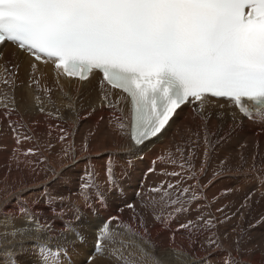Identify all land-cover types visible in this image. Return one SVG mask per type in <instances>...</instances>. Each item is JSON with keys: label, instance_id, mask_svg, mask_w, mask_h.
Segmentation results:
<instances>
[{"label": "bare ground", "instance_id": "obj_1", "mask_svg": "<svg viewBox=\"0 0 264 264\" xmlns=\"http://www.w3.org/2000/svg\"><path fill=\"white\" fill-rule=\"evenodd\" d=\"M8 67L11 71L7 70L3 78L14 80V85L0 82V264H12L13 261L15 264H34L41 261L44 254L36 247L41 244L52 250L66 248L75 254L67 259L61 253L59 259L63 264H87L86 260L96 244L92 226L97 231L103 223L101 220L115 215L119 221H111L114 229L118 223L135 228L133 210L117 205V189L107 183L104 165L110 156L116 187L122 183L125 186L118 196L123 203L133 202L136 214L144 218L148 239L157 246V253L164 257V264H204L205 257H210L209 264L213 260L219 264L217 257L221 254L207 247L202 249L200 243L190 246L187 232L177 231L174 241L171 239L177 226L195 218L198 212L206 218L209 214L215 218L217 223L212 232L220 235L225 250H230L242 231V218L249 208L253 206L254 212L255 209L260 210L255 198L260 196L264 201V172L257 169H264V123L259 118L250 120L229 102L213 99L204 109L198 110L203 113L201 118V114L193 111L197 105L186 104L177 110L160 135L141 148H132L128 136L118 131L120 123L125 125V133L129 130L130 102L124 98V93L106 85L104 92L107 99L103 100L104 93L97 73L82 83L64 77L58 80L54 66L39 64V70L33 75L30 57L14 48L2 47L0 72ZM5 111H11L10 119L4 115ZM190 121L196 122L199 127L187 132L186 124ZM10 123L16 126L19 145ZM61 128L69 133L63 141L60 140ZM185 135L194 141V155L189 159L182 158V152L177 147L183 136L186 138ZM85 137H88L89 143L87 153L82 151ZM244 144L249 151L245 150ZM29 148L35 154L25 155ZM73 151L76 163L64 158L65 152L71 155ZM240 151L242 155L239 156ZM221 161H224L223 165ZM229 163L235 168H227ZM241 163L246 164L244 168H241ZM86 169L96 173L93 178L95 186L87 193L91 206H86L79 188ZM171 172L180 175H169ZM192 175L195 179L188 178ZM177 181H183L182 187L193 186L198 198L188 206L187 211L171 219L168 225L157 223L152 219V212L166 215L172 211V206L158 203L154 208H144L141 205L151 204V197L154 198L155 194V199L160 198L161 194L151 192V188L162 183L166 188L168 183L175 184ZM107 190L111 191L115 213H105L107 205L104 199L102 203L97 199L98 193ZM134 192L136 199H131ZM61 196L63 200L59 198ZM261 204L264 208V202ZM218 208H222L223 212L217 211ZM21 209L25 210L23 214ZM47 219L55 222L52 223V231L31 230L24 235L19 232L15 237L11 235L15 229L29 226L34 229ZM64 224H69L85 240L78 242L73 233L62 232ZM234 228L236 231H232ZM118 230L124 231L123 228ZM225 234L226 239L223 238ZM261 238H253L260 247L250 256L236 257L241 264L246 261L264 264ZM203 239L201 236V243ZM62 244L67 245L64 247ZM178 252L181 253L180 258L176 255ZM183 253L189 255L185 257ZM48 259L56 264L51 255ZM95 264L113 262L97 256Z\"/></svg>", "mask_w": 264, "mask_h": 264}, {"label": "snow or ice", "instance_id": "obj_2", "mask_svg": "<svg viewBox=\"0 0 264 264\" xmlns=\"http://www.w3.org/2000/svg\"><path fill=\"white\" fill-rule=\"evenodd\" d=\"M6 43L30 57L33 75L40 63L54 66L58 80L67 77L84 81L98 72L102 75L103 100L107 99L105 84L124 93L131 105L130 126L125 133V125L120 123L118 131L128 136L132 148H141L157 137L181 105H197L193 111L198 112L210 98H224L242 116L250 120L259 118L264 123V0H0V45ZM6 72V69L0 72V82L13 86L14 80L3 78ZM198 114L203 118L202 113ZM4 115L10 119L11 111H5ZM9 127L19 145L15 124L10 123ZM59 130L63 141L69 133L63 128ZM82 151H89L88 137ZM28 154L35 152L29 148L25 155ZM64 158L77 162L74 151L71 155L65 152ZM104 171L107 183L116 187L111 156ZM95 175L92 169H86L79 185L86 206H91L87 193L95 186ZM182 184L183 181H177L168 183L166 188L163 183L151 188V192L161 194L160 200L153 198L151 204L141 206L154 208L158 203L172 206L166 215L152 212L153 220L168 225L198 198L193 186ZM189 193L192 195H186ZM97 199L102 203L103 195ZM126 207L133 210L132 219L137 226L118 223L114 229L111 221H119V217H109L97 230L95 250L88 256L87 264H95L97 256L113 264H164L157 246L148 239L144 218L135 213L133 204ZM24 211L21 209V214ZM216 223L210 214L206 218L198 212L195 218L180 223L171 239L174 241L177 231L187 232L190 246L200 243L202 249L207 247L220 253L219 264H241L237 256H250L260 247L250 231L242 230L233 247L225 250L221 236L212 232ZM258 225H264V216L249 228ZM61 228L82 242L69 224ZM120 228L124 231H119ZM31 230L53 228L44 222L34 229L32 226L15 229L11 235L15 237L17 232L24 235ZM63 238L67 240L66 236ZM223 238H227L226 234ZM36 247L44 255L34 264H52L49 255L56 264H63L59 257L61 253L67 255L66 248L52 250L43 244ZM176 255L180 258L181 253ZM209 260L210 257H205L204 264H209Z\"/></svg>", "mask_w": 264, "mask_h": 264}, {"label": "rangeland", "instance_id": "obj_3", "mask_svg": "<svg viewBox=\"0 0 264 264\" xmlns=\"http://www.w3.org/2000/svg\"><path fill=\"white\" fill-rule=\"evenodd\" d=\"M7 68V67H6ZM6 70H8L9 72L11 71V69H9V67H8V69H6ZM200 111V110H199ZM203 114V113H202ZM204 121H208L209 122V120L208 119H203ZM193 123V124H192ZM188 124V125H187ZM186 124V129L188 128L189 130L187 131V132H190V130H193L194 128H198L199 127V125H196V122H194V121H190V122H188ZM185 137L186 138H184V136H183V138L181 139V141H179L177 144V147H178V149L179 150H181L180 152H182L181 153V155H182V158H187V159H189V158H191V157H193V145H194V141L192 142V139L193 138H190V137H187L186 135H185ZM182 143V144H181ZM187 146V147H186ZM243 147L245 148V150H247V151H249V148H248V146L246 145V144H244L243 145ZM183 148H184V150H183ZM189 151V152H188ZM192 151V152H191ZM184 154V155H183ZM193 154V155H192ZM239 156L240 155H242V152L240 151L239 153ZM186 155V156H185ZM191 156V157H190ZM245 163H241L240 164V166H241V168H244L245 167ZM226 166H228L227 168H229V169H233V168H235V167H232V166H230V163L229 164H226ZM258 169V171H263L264 172V169H259V168H257ZM142 179V178H141ZM116 188V187H115ZM133 191L131 190L130 191V193H132ZM129 195V194H128ZM130 196V195H129ZM136 197V194H135V192H134V195L131 197V199H133V198H135ZM157 197H159V195H157ZM154 198H156V194H155V197ZM136 199V198H135ZM151 199H153V197H151ZM255 199H257V202H258V204H259V206L261 207L260 208V210H259V208L258 209H255V212H254V209L252 208L253 206H251L250 208H249V210H248V212H247V214H245V217L244 218H242V226H241V229L243 230V228L245 229V230H243L244 232H248V231H250L252 234H253V238L254 239H256L257 237H262L261 239L263 240H261V246H262V248L264 247V225L262 226V227H260L259 225L258 226H256L255 228H249V225L250 224H255V221L256 220H258V217L260 218L261 216H264V208L261 206L262 204H261V202H264V201H262V197H256ZM117 200L119 201V202H122L121 201V199L119 198V196H117ZM130 199H128V201H129ZM157 201L158 200H160V198H157L156 199ZM132 204H133V202H132ZM263 210V211H262ZM136 213V212H135ZM156 213H158V212H156ZM248 213H249V215H248ZM257 213V214H256ZM256 217H255V216ZM236 217H238V215H235ZM250 218H252V219H254V220H252L251 221V219ZM247 219V220H246ZM249 221H251V222H249ZM254 221V222H253ZM47 222H48V224H50V225H52V223H55V222H50V220H48L47 219ZM244 223L246 224V225H244ZM246 226V227H245ZM246 228H247V230H246ZM260 228V229H259ZM56 230V229H55ZM253 230V231H252ZM92 232L94 233L95 232V230L92 228ZM256 234H255V233ZM260 232H261V234H260ZM258 233V234H257ZM86 234V233H85ZM79 236L80 237H82L80 234H79ZM91 236H93V235H91ZM256 237V238H255ZM253 239V240H254ZM76 241H78V242H81V240L80 239H75ZM82 240L84 241L85 239L82 237ZM254 242H255V240H254ZM64 247L67 245H65V244H62ZM93 246V245H92ZM212 251V250H211ZM93 252V251H92ZM67 255L69 256V258H71V257H74L75 256V254H73V253H71L70 251H68L67 250ZM64 258H65V255H64ZM105 259H107V258H105ZM107 260H109V259H107ZM61 261H62V259H61ZM110 262H111V260H109Z\"/></svg>", "mask_w": 264, "mask_h": 264}]
</instances>
